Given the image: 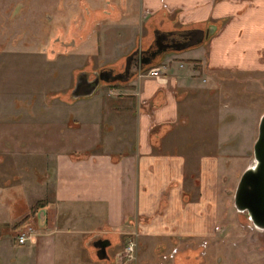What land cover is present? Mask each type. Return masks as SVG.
Masks as SVG:
<instances>
[{
	"label": "crops",
	"instance_id": "1",
	"mask_svg": "<svg viewBox=\"0 0 264 264\" xmlns=\"http://www.w3.org/2000/svg\"><path fill=\"white\" fill-rule=\"evenodd\" d=\"M122 5L123 15L132 10L139 15L142 9L147 15L145 22L153 20L170 31L208 23L212 26L216 23L217 27L206 45L166 52L155 65L158 75L141 71L128 82L119 83L123 92L115 94V83L102 96L95 94V89L70 102L85 106L83 98L89 96L91 108L86 113L90 119L82 122L75 117L73 127L63 121L37 123V128L47 129L50 134H42L41 138L34 135L36 147H32L35 144L28 137L20 141L27 142L28 147L23 149L25 144L14 147L18 141L11 131L15 125L11 123V137L0 141V148L31 151L40 156L41 168L27 172L25 180L31 189L21 196L20 204L14 202L16 189L7 186L0 189V211L6 214L0 217V264H70L71 255H75L71 264L86 263L81 254L77 256L69 249H78L100 228L108 229V237L115 239L114 235L134 225L141 228L142 235L158 241H184V236L193 237L206 231L202 216L212 201L208 191L213 187V177L205 175L208 169L203 161L213 159L201 156L200 176L195 178L200 194L193 201L191 190L185 187L192 175L185 172L184 136L178 137L174 132L179 119L178 89L188 86L189 78L198 71L212 76L264 73V0H122ZM66 20L68 24L71 16ZM54 24L57 26L59 22ZM129 28L132 41L123 51L112 54L111 40ZM107 29L110 34L98 44L102 52L99 56L105 62L115 61L135 47L136 30L130 23ZM110 29H115L116 34L111 36ZM143 35L146 36L145 32ZM93 47L92 42L83 40L73 52L62 56L66 58L64 65L61 56L44 60L57 63L53 72L47 74L61 78L60 84L63 78L69 80L71 73L66 67L69 58L91 56ZM184 59L189 61L187 67ZM110 90L114 92L108 94ZM46 107L33 106V109L37 112ZM74 107L79 114L82 108ZM21 186L24 184L17 188ZM37 192L38 200L45 201L35 212L37 232L19 243L8 224L11 226L14 220L29 213L33 204L30 195ZM100 261L97 258L91 263L104 264Z\"/></svg>",
	"mask_w": 264,
	"mask_h": 264
},
{
	"label": "rangeland",
	"instance_id": "2",
	"mask_svg": "<svg viewBox=\"0 0 264 264\" xmlns=\"http://www.w3.org/2000/svg\"><path fill=\"white\" fill-rule=\"evenodd\" d=\"M122 6V0H0V141L7 136L11 137V123L15 125L11 131L18 141L13 146L21 147L25 144L24 149L28 145L27 142L20 143L21 138H32V143L35 144L32 147H36L35 137L41 138L42 134H50L47 129L42 131L37 128L39 122L63 121L73 127L76 124L75 117L81 121L91 118L87 114L91 108L88 105L89 96L83 98L84 105L87 102L85 106L70 104L87 92L80 91L75 95L69 92L74 87L76 73L82 69L96 72L100 68L122 66L125 56L111 62H105V58L99 56L102 52L98 44L110 34L107 27L113 25L117 28L130 23L132 29L136 30L133 32L136 37L135 48L140 47L137 43L144 32L146 36L143 35V38H148L144 23L146 12L141 9L137 15V12L132 10L125 16L122 14ZM49 15L51 19L47 18ZM70 16L71 20H68L70 22L67 24L66 19ZM57 18L63 20V23ZM58 22L55 26L54 23ZM75 27H78L77 31L74 30ZM54 29L57 30L55 33ZM112 30L110 29L111 36L115 33V29ZM131 33L129 28L125 33L118 32L116 40L112 37V54L127 47L129 40L132 41ZM140 38L142 42V37ZM85 39L89 43L92 42L94 54L85 58H81V54L80 59H74V55L69 58L66 64L71 73L69 80L64 79L63 75L60 84L61 78L47 74L53 72V66L57 63L44 60L73 52L75 46ZM202 44L207 43L204 41ZM63 57L60 59L63 61L61 65H64L66 59ZM184 64L187 67L189 61L184 59ZM63 71L65 74L66 68L63 67ZM188 81V86L178 89L179 119L174 126V132L178 137L184 136L185 172H191L189 175H192L185 187L191 190L193 201L198 200L200 194L195 178L200 176L201 156L206 155L213 159L203 161L208 169L205 175L207 178L209 175L213 177V187L208 191L212 201L209 202L210 208H207L202 216L206 231L193 237L184 236V241H158L142 235L140 227L127 226L129 229L125 228L122 233L114 235L115 239L109 237V259H103L101 263L264 264V229L255 227L247 213L238 211L233 203L240 175L254 162L253 143L257 137L259 119L264 113V73H220L218 76H212L198 71ZM109 83H116L115 94L124 91L118 81ZM110 84H101L95 94L102 96L106 88H110ZM59 85L62 88L58 89ZM42 87L46 89L41 91ZM113 92L110 90L108 94ZM33 106L48 107L36 112ZM74 106H78V109L83 106L79 114L75 113L77 107ZM7 143L6 147L10 149V142ZM4 150L5 147L2 146L0 189L5 186L16 189L13 194L14 202L18 201L20 204L21 196L31 189L25 180L26 174L41 168L40 156L27 150ZM20 184L24 186L17 188ZM39 194L37 192L30 195L33 197L31 204L38 200L36 196ZM36 211L30 210L26 216L14 220L11 226L8 224V227L16 234L17 230L31 222L34 234L38 229ZM209 211L210 214L213 213L211 218ZM1 212L2 210L0 217H4L5 212ZM212 218L211 223L206 226ZM100 229L93 231L78 249H69L70 253L82 255L81 259L86 262L83 264H93L91 261H97L91 239L96 234H109L108 229ZM128 239L135 241L132 259L122 255ZM172 247L178 248V254L174 258L167 255ZM74 257L75 255L69 256L70 264Z\"/></svg>",
	"mask_w": 264,
	"mask_h": 264
},
{
	"label": "water",
	"instance_id": "3",
	"mask_svg": "<svg viewBox=\"0 0 264 264\" xmlns=\"http://www.w3.org/2000/svg\"><path fill=\"white\" fill-rule=\"evenodd\" d=\"M176 31L177 30H171L165 32L163 36L161 35L157 37L156 42H163L169 34ZM209 33V27L204 29H189L186 32V35L189 36L188 41L171 46V49L179 50L181 48H187L199 44L204 39L208 38ZM166 51L167 50L164 49L160 55L162 56ZM160 57L155 61L143 63L140 66V69L156 63L159 61ZM98 73L99 77L95 79L94 85L90 88L87 94L92 93L96 89L100 79H103L106 82H111L117 78L116 76H112V70L101 69ZM127 79V76L124 77V80ZM253 157V164L246 167L239 177L234 191L233 203L238 211H245L247 213L249 220L255 227L264 229V113L259 119L257 137L253 143ZM109 244V240L104 241L102 239L98 242H94V246L96 247L95 254L98 259H109V254L106 250V247Z\"/></svg>",
	"mask_w": 264,
	"mask_h": 264
},
{
	"label": "flooded vegetation",
	"instance_id": "4",
	"mask_svg": "<svg viewBox=\"0 0 264 264\" xmlns=\"http://www.w3.org/2000/svg\"><path fill=\"white\" fill-rule=\"evenodd\" d=\"M145 27H146V32L148 31V38L142 37V42H141V40H140L141 36L139 35L140 37H139V41L137 43V46H140V47H138V48L134 47L132 50H130V52L128 54L125 55V57L123 59L122 66L119 68L117 66H109V67L105 68L108 70H112V76L117 77L113 81H118V83L128 82L133 76H135L136 74L141 72L140 66L143 63L155 61L161 56L160 54L162 53V51L164 49H166L167 50L166 52H168L172 48L171 46L180 44L182 42L185 43L186 41H188L189 36L186 35V32L189 29H192V28H199V29L203 28L204 29V28L209 27L210 33H209L208 38L204 39L199 44H202L204 41L207 42L210 39V37L213 35V33L215 32L214 29H215V27H217V24H214V26H212V24L208 23V24H203L201 26H195L192 28H184V31H183V29L177 30L178 32L176 31L174 33L169 34L167 36V38L165 40H163V42H159V43L156 42L157 37L161 36V35L163 36V34L165 32H168L170 30L159 27L157 24L154 23L153 20H149V19L145 22ZM173 30H175V29H173ZM54 43H56V41H54ZM165 53H163V55ZM101 69L102 68H100L96 72L90 71L88 69H82L79 72H77L75 75L74 87H72L70 89L69 93L72 95H75L77 92H80V91L88 92L90 90V88L94 85L95 79L97 77H99L98 72ZM126 76L128 77V79L124 80V77H126ZM101 84L107 85L110 83L106 82L103 79H100L99 84L96 87V89ZM29 223H31V222H28V224ZM101 239L104 241L109 240V242L111 244V239L108 236L102 235V234H96L94 236V238L91 239V245L94 248V251H96V247L94 246V242H98ZM110 244L106 247L107 252H108V248L110 247ZM177 252H178L177 248L174 247L171 249L170 254H168V255H170L172 257V256H175V254Z\"/></svg>",
	"mask_w": 264,
	"mask_h": 264
},
{
	"label": "built area",
	"instance_id": "5",
	"mask_svg": "<svg viewBox=\"0 0 264 264\" xmlns=\"http://www.w3.org/2000/svg\"><path fill=\"white\" fill-rule=\"evenodd\" d=\"M147 74L151 76H156L159 74V70L156 66H152L147 70ZM33 232H34L33 225L32 223H29L23 226L21 229L17 230V233L15 234L16 240L19 243H23L27 239L33 236ZM134 251H135V241L132 239H128L126 245L124 246L122 255L125 256L127 259H132L134 257Z\"/></svg>",
	"mask_w": 264,
	"mask_h": 264
},
{
	"label": "trees",
	"instance_id": "6",
	"mask_svg": "<svg viewBox=\"0 0 264 264\" xmlns=\"http://www.w3.org/2000/svg\"><path fill=\"white\" fill-rule=\"evenodd\" d=\"M214 23H215V22H214ZM215 24H216V23H215ZM157 63H158V62L153 63V64L148 65V66H145V67H143V68L140 69V70H141V71H145V70L149 69L150 67L155 66ZM118 84H119V83H118ZM121 84H123V83H121ZM44 204H45V201H44V200H37V201H35V202L31 205V210H35V209H37L38 207H40V206H42V205H44Z\"/></svg>",
	"mask_w": 264,
	"mask_h": 264
}]
</instances>
